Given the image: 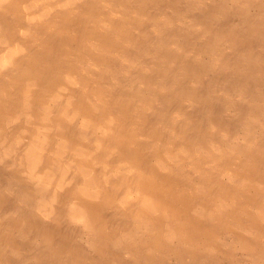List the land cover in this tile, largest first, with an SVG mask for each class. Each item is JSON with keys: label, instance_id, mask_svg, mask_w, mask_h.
Here are the masks:
<instances>
[{"label": "bare ground", "instance_id": "6f19581e", "mask_svg": "<svg viewBox=\"0 0 264 264\" xmlns=\"http://www.w3.org/2000/svg\"><path fill=\"white\" fill-rule=\"evenodd\" d=\"M0 264H264V0H0Z\"/></svg>", "mask_w": 264, "mask_h": 264}]
</instances>
